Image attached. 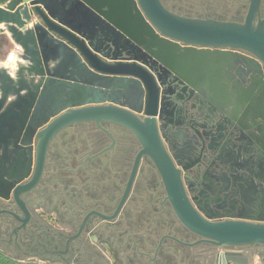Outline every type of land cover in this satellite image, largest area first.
Listing matches in <instances>:
<instances>
[{
    "label": "water",
    "instance_id": "1",
    "mask_svg": "<svg viewBox=\"0 0 264 264\" xmlns=\"http://www.w3.org/2000/svg\"><path fill=\"white\" fill-rule=\"evenodd\" d=\"M260 2L250 0L244 20L234 22L179 16L160 0H0V35L19 60L13 75L0 67V203L13 198L23 208L19 196L37 185L47 148L60 132L111 123L130 131L141 148L115 214L145 155L178 221L199 238L191 246L264 247ZM169 79L216 112L196 117L201 131L189 118L192 142L164 132ZM174 143L195 156L182 170L174 164L180 165L179 156L165 150ZM214 264L249 259L222 253Z\"/></svg>",
    "mask_w": 264,
    "mask_h": 264
},
{
    "label": "flooded vegetation",
    "instance_id": "2",
    "mask_svg": "<svg viewBox=\"0 0 264 264\" xmlns=\"http://www.w3.org/2000/svg\"><path fill=\"white\" fill-rule=\"evenodd\" d=\"M160 1L179 16L242 22L250 0ZM259 10L263 19L264 0ZM163 89L171 94L165 101L171 107V115L162 122L165 134L192 142L189 118L191 127L201 131L196 117L206 110L216 112L201 104L196 92L172 79ZM220 128L225 135L232 131L225 121ZM171 147L165 150L171 158L173 153L179 156L180 165L174 163L178 169L193 163L195 156L181 144ZM140 151L130 131L111 123L100 127L82 123L60 132L47 148L37 185L19 196L23 208L13 198L6 205L0 203V210L11 213L0 214V250L31 261L62 264H214L222 253L248 259L254 252L262 256L264 250L253 248L191 246L199 238L178 221L160 175L145 155L139 158L129 194L115 214ZM181 177L184 180L183 172Z\"/></svg>",
    "mask_w": 264,
    "mask_h": 264
},
{
    "label": "rangeland",
    "instance_id": "3",
    "mask_svg": "<svg viewBox=\"0 0 264 264\" xmlns=\"http://www.w3.org/2000/svg\"><path fill=\"white\" fill-rule=\"evenodd\" d=\"M234 4L236 5L237 3H233V6H234ZM235 7H237V5ZM1 36H3L6 39L7 43L0 47V62L4 61L7 54L13 49V45H12L11 41L9 40V38L6 35H1ZM253 249H255L256 251H263L264 247L256 246ZM250 256L251 257L249 259V264H264V253H262V257H259L258 255L253 254V253ZM32 261H36V260H32Z\"/></svg>",
    "mask_w": 264,
    "mask_h": 264
},
{
    "label": "bare ground",
    "instance_id": "4",
    "mask_svg": "<svg viewBox=\"0 0 264 264\" xmlns=\"http://www.w3.org/2000/svg\"><path fill=\"white\" fill-rule=\"evenodd\" d=\"M20 5H22V4H20ZM0 27H3V26H0ZM11 53H12V55H11V58L9 59V61H7V56H6V58H5V60L4 61H2V62H0V67H4L5 69H7L8 71H9V73L11 74V75H13L14 74V70H15V64L19 61L18 60V58L16 57V52L14 51V50H11L10 51ZM9 52V53H10ZM8 53V54H9ZM7 54V55H8Z\"/></svg>",
    "mask_w": 264,
    "mask_h": 264
},
{
    "label": "trees",
    "instance_id": "5",
    "mask_svg": "<svg viewBox=\"0 0 264 264\" xmlns=\"http://www.w3.org/2000/svg\"><path fill=\"white\" fill-rule=\"evenodd\" d=\"M6 43H7L6 39L0 35V47L2 45H5ZM18 260H20V259H18ZM0 264H39V263L36 261H27L25 263H21L19 261L11 260V259L7 258L4 254L0 253Z\"/></svg>",
    "mask_w": 264,
    "mask_h": 264
},
{
    "label": "crops",
    "instance_id": "6",
    "mask_svg": "<svg viewBox=\"0 0 264 264\" xmlns=\"http://www.w3.org/2000/svg\"><path fill=\"white\" fill-rule=\"evenodd\" d=\"M0 253L4 254L7 258H9L11 260L19 261L21 263H25L27 261H31V260H28L27 258L16 257L13 254H10V253H7V252L1 251V250H0ZM18 259H20V260H18Z\"/></svg>",
    "mask_w": 264,
    "mask_h": 264
},
{
    "label": "built area",
    "instance_id": "7",
    "mask_svg": "<svg viewBox=\"0 0 264 264\" xmlns=\"http://www.w3.org/2000/svg\"><path fill=\"white\" fill-rule=\"evenodd\" d=\"M39 264H62V263H50L45 261H37Z\"/></svg>",
    "mask_w": 264,
    "mask_h": 264
}]
</instances>
